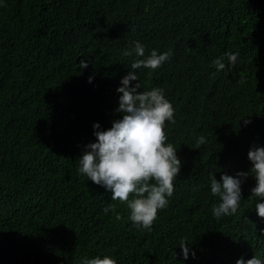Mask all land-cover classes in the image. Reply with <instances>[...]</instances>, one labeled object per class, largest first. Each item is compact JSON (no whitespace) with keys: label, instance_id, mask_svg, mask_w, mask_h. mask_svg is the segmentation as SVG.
I'll use <instances>...</instances> for the list:
<instances>
[{"label":"trees","instance_id":"trees-1","mask_svg":"<svg viewBox=\"0 0 264 264\" xmlns=\"http://www.w3.org/2000/svg\"><path fill=\"white\" fill-rule=\"evenodd\" d=\"M171 50L161 67L130 69L133 42ZM239 52L231 72L212 61ZM81 59L88 67L79 69ZM226 59V58H225ZM164 90L175 123L167 142L182 161L151 230L125 203L78 172L84 146L120 118L121 79ZM89 76L92 82L88 83ZM247 121V123H245ZM206 143L197 147L198 136ZM264 146V0H4L0 6V264H235L264 258V218L252 173L237 212L219 219L210 176L248 172ZM131 198V194H130ZM113 205L114 211L104 208ZM119 214L120 219H116ZM185 239L195 252L184 261Z\"/></svg>","mask_w":264,"mask_h":264},{"label":"clouds","instance_id":"clouds-1","mask_svg":"<svg viewBox=\"0 0 264 264\" xmlns=\"http://www.w3.org/2000/svg\"><path fill=\"white\" fill-rule=\"evenodd\" d=\"M4 6V0H0ZM125 56H134L130 69L141 68L155 70L161 67L172 56V51L159 52L152 49L145 56V46L133 42ZM239 52L225 53L212 63L217 72H231L238 63ZM226 58V59H225ZM88 67V61L81 59L79 69ZM93 77L89 76L88 83ZM138 79L136 72L129 71L116 91L120 93L118 108L120 118L111 122V127L101 130V125L92 124L95 142H90L76 161L78 172L87 180L111 193L112 200L126 204L132 227L151 230L157 218L158 210L166 208L169 198L174 192V181L180 173L181 159L177 156V148L167 142L166 122L175 123V109L166 98L160 87H152L147 91H137L140 83L130 82ZM247 123V121H245ZM206 143L201 135L196 139L199 147ZM247 159L251 164L248 172H237L235 176L221 174L217 181L210 176V192L219 197V202L212 208L213 217L219 219L237 212L242 202V178L255 177V186L251 188V196L260 202L255 203L258 217L264 218V146L250 147ZM131 194V198H130ZM115 210L113 205L104 208L107 213ZM116 219H120L117 214ZM177 246L184 261L189 256L195 258V252L185 239H180ZM79 264H117L110 255H97L92 258L80 257ZM235 264H264V258L252 256L245 260L237 259Z\"/></svg>","mask_w":264,"mask_h":264}]
</instances>
